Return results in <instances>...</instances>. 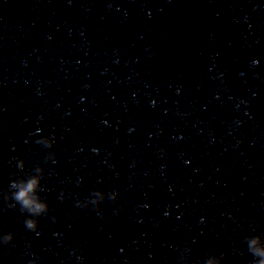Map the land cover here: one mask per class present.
I'll list each match as a JSON object with an SVG mask.
<instances>
[{"label":"water","instance_id":"obj_1","mask_svg":"<svg viewBox=\"0 0 264 264\" xmlns=\"http://www.w3.org/2000/svg\"><path fill=\"white\" fill-rule=\"evenodd\" d=\"M19 159L46 171L39 236L3 199ZM95 189L118 193L100 215L74 204ZM0 231V264H252L264 0H0Z\"/></svg>","mask_w":264,"mask_h":264},{"label":"clouds","instance_id":"obj_2","mask_svg":"<svg viewBox=\"0 0 264 264\" xmlns=\"http://www.w3.org/2000/svg\"><path fill=\"white\" fill-rule=\"evenodd\" d=\"M252 65H257L258 60L253 59ZM83 100V97H81ZM129 132L133 129L129 128ZM41 128L37 127L35 132L31 135H35L34 143L41 146L46 152L45 159L51 163H55V152L52 151L56 144V139L53 135H41ZM93 152L96 149H92ZM187 164L188 161H185ZM24 160L19 159L16 161V168L22 173L18 176H13L8 184V189L3 192V199L7 203L9 208L18 210L23 215V225L25 230L34 233L36 236L40 235L39 232V220L42 217L49 215L50 209L47 200L42 196L45 191V187L42 184V180L46 175L45 169L40 164L33 165L30 171H24ZM58 199L63 202L64 195L60 193ZM118 199V193L113 190L110 192H104L100 189H95L90 192L88 197L83 200H75L74 204L78 208H88L100 215L99 209L103 202L112 201L115 202ZM147 207V205H144ZM119 208L113 210V214H117ZM167 215V213H165ZM53 222L56 221V217L51 216ZM54 235H56L54 233ZM14 240V234L11 231H0V249L4 246L10 245ZM244 243L247 246V251L252 257V264H264V232H249L244 237ZM187 249H184L179 260L182 264H191L186 259ZM223 254L205 253L202 261L199 264H222ZM69 258H74L76 264H83V257L79 255L77 249H71L69 252Z\"/></svg>","mask_w":264,"mask_h":264}]
</instances>
